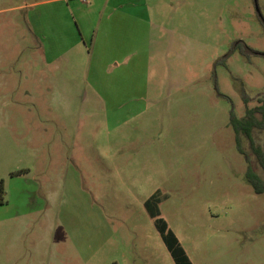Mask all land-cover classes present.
<instances>
[{
    "label": "rangeland",
    "instance_id": "1",
    "mask_svg": "<svg viewBox=\"0 0 264 264\" xmlns=\"http://www.w3.org/2000/svg\"><path fill=\"white\" fill-rule=\"evenodd\" d=\"M129 1L149 36L111 65L90 43L105 0H0V264H175L158 217L192 264H264L230 120L264 106V0Z\"/></svg>",
    "mask_w": 264,
    "mask_h": 264
},
{
    "label": "crops",
    "instance_id": "2",
    "mask_svg": "<svg viewBox=\"0 0 264 264\" xmlns=\"http://www.w3.org/2000/svg\"><path fill=\"white\" fill-rule=\"evenodd\" d=\"M63 1V0H60ZM87 1V0H83ZM102 2V1H101ZM134 5L135 3L132 1L127 2L125 5L124 2L119 3L116 7H107V0H105L103 6H101V3H99V9H100V18L98 20V24L96 27V31L93 32V36L90 38V43L93 44L92 51L96 48V45L102 46V55L106 54H119L122 51V56L119 58H113L108 62V64L113 63V61H117L116 65L120 63L128 62L130 59L132 60L134 55L137 54V44L136 42L132 45V40L137 35V30H139L140 26L144 27V22L141 21L136 15H131L128 12L131 11L130 9H126L127 5ZM141 21L142 23H140ZM145 33L147 31V35L149 36L150 31V24L145 26ZM121 30L125 32V36L127 41L125 40V43H122V39L118 38L120 35ZM146 34L143 36V39H146ZM132 37V38H131ZM76 39V40H75ZM73 44H78L80 41V38H75ZM83 39V37H82ZM83 42L85 40H82ZM87 42H84V46L87 48L88 46ZM149 45V44H148ZM69 49L63 48L61 50L54 49L51 53L54 58H58L61 55H65V50ZM84 50V48H83ZM85 52V51H84ZM92 53V52H91ZM117 59V60H116ZM92 62V60H91ZM90 62V63H91ZM58 68V65L55 66Z\"/></svg>",
    "mask_w": 264,
    "mask_h": 264
},
{
    "label": "trees",
    "instance_id": "3",
    "mask_svg": "<svg viewBox=\"0 0 264 264\" xmlns=\"http://www.w3.org/2000/svg\"><path fill=\"white\" fill-rule=\"evenodd\" d=\"M256 111L261 112L262 119H258L256 117L255 115ZM230 120L236 134V143L238 149L241 152L245 153V157L247 160V170L245 173V178L248 181V183L251 185L255 193H263L264 192V142L263 144H256L251 137V131L253 127L261 126L264 128V106L258 107L256 109L255 108L246 109L245 115L241 119L237 118L235 114L231 112ZM241 133L245 134L249 138L252 146V151L262 169L263 172L262 175H259L252 169L251 164L249 162V157L241 146V141H240ZM2 188H3L2 183H0V194L2 193ZM156 194H157L156 192L153 193L149 199L150 200L156 199L157 196ZM0 202H2L1 199ZM155 226L157 228L160 237L164 241L171 257L173 258L175 264H192L185 249L180 244L177 236L169 229L166 220L163 217L156 218Z\"/></svg>",
    "mask_w": 264,
    "mask_h": 264
},
{
    "label": "water",
    "instance_id": "4",
    "mask_svg": "<svg viewBox=\"0 0 264 264\" xmlns=\"http://www.w3.org/2000/svg\"><path fill=\"white\" fill-rule=\"evenodd\" d=\"M255 2H256V0H255Z\"/></svg>",
    "mask_w": 264,
    "mask_h": 264
}]
</instances>
